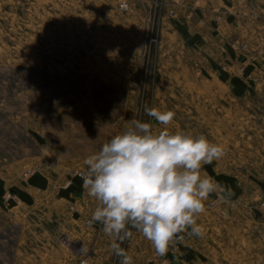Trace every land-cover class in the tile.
Listing matches in <instances>:
<instances>
[{"label": "rangeland", "instance_id": "obj_1", "mask_svg": "<svg viewBox=\"0 0 264 264\" xmlns=\"http://www.w3.org/2000/svg\"><path fill=\"white\" fill-rule=\"evenodd\" d=\"M255 1L233 17L239 29L227 43L237 54L222 53L230 23L214 11L215 35L200 48L161 36L152 78L163 87L143 88V26L116 0H0V176L64 173L78 163L57 154L69 140L101 127L118 134L133 118L158 133L146 109L172 110L170 131L202 134L225 154L203 166L221 186L197 218L203 234L186 229L182 262L172 241L166 264H264V0L256 10ZM2 187L0 211L24 205Z\"/></svg>", "mask_w": 264, "mask_h": 264}, {"label": "clouds", "instance_id": "obj_2", "mask_svg": "<svg viewBox=\"0 0 264 264\" xmlns=\"http://www.w3.org/2000/svg\"><path fill=\"white\" fill-rule=\"evenodd\" d=\"M146 112L162 130L154 132L150 123L133 118L84 161L83 186L97 201L90 222H100L103 232L114 238L111 248L121 264H133L120 247L132 235L129 226L142 233L159 256L167 253L177 233L190 228L191 234L202 235L197 218L209 195L221 188L203 166L222 158L224 146L202 134L170 131L172 110L153 107Z\"/></svg>", "mask_w": 264, "mask_h": 264}, {"label": "crops", "instance_id": "obj_3", "mask_svg": "<svg viewBox=\"0 0 264 264\" xmlns=\"http://www.w3.org/2000/svg\"><path fill=\"white\" fill-rule=\"evenodd\" d=\"M167 1L182 3L183 1L189 2L192 0ZM260 3L261 0L254 2L255 10L257 7H261ZM197 5L198 9L189 23L178 22L172 29L170 25L164 23L162 37L170 35L175 41L187 42L194 48H200L204 45L205 38L208 39L207 37L215 35L212 18L214 11L225 10L226 14L223 17V22L226 21L230 24L225 23L223 28L220 29L221 34L227 40L226 42L223 41L226 46H220L222 49L220 50L229 56L231 53L237 54L235 50L231 51L233 47L227 43V38H229L231 32L238 31L239 25L235 22L232 23L234 21L233 17L240 14L245 15L246 6L248 7L246 0H198ZM171 6L177 9V14L180 16L183 14L176 5ZM129 16L140 22L136 10ZM199 18L203 20L202 25L196 23ZM202 29L206 30L205 34L199 31ZM191 46L190 48L195 50ZM180 47L182 48L181 45ZM203 51L200 49V54ZM228 64L233 65L232 62ZM125 83H127L126 80ZM84 114L87 115L86 112ZM96 130L100 129L97 128ZM84 135H87V138L81 136L79 139L69 140L65 149L60 147L61 151L57 154L62 159L77 161L76 165L87 171V166L84 164L85 159L97 153L102 145L116 134L115 132L111 133L108 128L101 127L99 134ZM62 138H64V135L60 139L62 140ZM56 166L59 165H54L55 168ZM40 172L38 173L40 176L28 177L26 185L19 182L17 178L11 177L12 182L10 183L9 180H5L3 176H0V195L3 189V181L6 189L11 186L14 187L16 200L25 202L22 207L13 209V211H0V264H75V258L66 246L59 241V235L61 233L71 235L76 228H79L82 220L76 215L69 216L67 207L75 205L79 211L85 214L91 209V201L95 198L86 196L88 192L83 183L78 180L73 179L69 188H62L59 183L65 178V172L62 173L53 169L52 171L42 170ZM75 192L76 195L74 196L73 193ZM79 199H87V205L83 208L80 205L78 206ZM183 232L177 233L173 239V245L179 247L178 250H180V253L176 254V262H182L183 259V252L181 251V247H185ZM101 233L100 242L89 259L90 264L109 263L111 243L114 238L107 236L103 230ZM126 254L132 257L133 264H145V258L147 257L163 260L162 264H166L169 259L167 254L164 256L157 255L151 242L136 229ZM171 259L173 260V258Z\"/></svg>", "mask_w": 264, "mask_h": 264}, {"label": "built area", "instance_id": "obj_4", "mask_svg": "<svg viewBox=\"0 0 264 264\" xmlns=\"http://www.w3.org/2000/svg\"><path fill=\"white\" fill-rule=\"evenodd\" d=\"M116 10L121 14L131 15L134 10L139 14L140 22L143 26L142 33V59L139 63V70L143 71V75L138 80L137 85L139 87H160L159 80L156 79V82L153 81L152 72L158 69L157 61V50L160 48L161 36L163 24L166 23L170 25L171 29L178 23H188L190 17L193 15L197 9L198 0H192L189 2L183 1L182 3L177 1L168 2L167 0H116ZM127 4V8H122V4ZM171 5H176L183 14L180 16L177 14V9ZM201 24V21L197 22ZM244 48L241 46L240 48ZM147 76H146V75ZM141 109V108H139ZM42 171L39 168L29 169L21 174L20 182L26 184L27 178L35 173ZM86 171L83 170L80 166L74 165L71 169L65 170V178L61 180L60 186L67 189L71 180H78L83 183V176ZM76 195V192L73 193ZM87 197H90L88 193ZM9 197L5 196V200ZM92 198V197H91ZM78 206L87 205V199H79ZM92 207L85 214L77 209L75 205H69L67 207V213L69 216L76 215L78 218H81V223L79 228L71 234L59 235V241L66 246L70 254L75 258V264H90L89 259L93 254V251L96 250L100 238L102 236L103 225L100 222H90L92 213L94 212L97 201L93 199L91 201ZM129 231L132 232L130 238L126 239L123 243L120 244V247L125 250L127 253L128 245L131 241L132 236L134 235L135 228L129 226ZM118 242V241H117ZM121 257L115 255L113 249L111 248V255L109 258V264H121ZM152 262L151 257L145 258V264H150Z\"/></svg>", "mask_w": 264, "mask_h": 264}]
</instances>
